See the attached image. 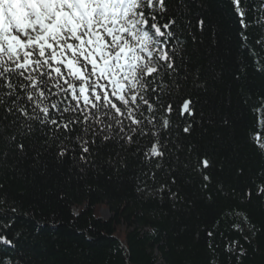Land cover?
Listing matches in <instances>:
<instances>
[{
	"label": "trees",
	"instance_id": "trees-1",
	"mask_svg": "<svg viewBox=\"0 0 264 264\" xmlns=\"http://www.w3.org/2000/svg\"><path fill=\"white\" fill-rule=\"evenodd\" d=\"M253 2L242 0L246 22ZM181 15L182 27L193 25L180 37L192 53L185 94L200 101L194 132L181 131L174 144L183 149L165 161L179 156L171 187L181 200L137 191L139 156L129 154L127 168L110 176L48 154L35 159L31 150L18 161L0 142V264H264V198L256 195L264 157L253 143L256 134L264 139V109L255 111L264 103L262 30L243 28L232 0H183ZM204 156L210 181L194 171Z\"/></svg>",
	"mask_w": 264,
	"mask_h": 264
},
{
	"label": "snow or ice",
	"instance_id": "snow-or-ice-1",
	"mask_svg": "<svg viewBox=\"0 0 264 264\" xmlns=\"http://www.w3.org/2000/svg\"><path fill=\"white\" fill-rule=\"evenodd\" d=\"M232 3L243 28L260 26L264 50V0H254L251 22L242 0ZM182 10L183 0H0V142L18 161L31 150L110 176L139 156L137 191L179 202L171 185L181 161H165L183 149L174 144L180 132H194L200 103L185 94L192 53L180 37L193 25L182 27ZM197 24L203 30L205 21ZM253 143L264 157V139L256 134ZM210 166L204 156L194 171L210 181ZM161 169L169 180L157 181ZM256 195L264 198V185Z\"/></svg>",
	"mask_w": 264,
	"mask_h": 264
},
{
	"label": "rangeland",
	"instance_id": "rangeland-1",
	"mask_svg": "<svg viewBox=\"0 0 264 264\" xmlns=\"http://www.w3.org/2000/svg\"><path fill=\"white\" fill-rule=\"evenodd\" d=\"M75 212V211H74ZM109 213L106 209H101L100 210V217L103 218L104 220L109 218Z\"/></svg>",
	"mask_w": 264,
	"mask_h": 264
}]
</instances>
